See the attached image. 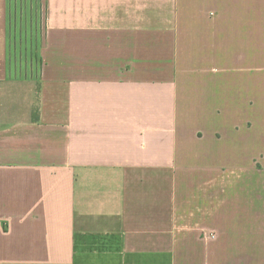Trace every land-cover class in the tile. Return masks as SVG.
Here are the masks:
<instances>
[{"label":"crops","instance_id":"obj_1","mask_svg":"<svg viewBox=\"0 0 264 264\" xmlns=\"http://www.w3.org/2000/svg\"><path fill=\"white\" fill-rule=\"evenodd\" d=\"M0 264H264V0H0Z\"/></svg>","mask_w":264,"mask_h":264},{"label":"rangeland","instance_id":"obj_2","mask_svg":"<svg viewBox=\"0 0 264 264\" xmlns=\"http://www.w3.org/2000/svg\"><path fill=\"white\" fill-rule=\"evenodd\" d=\"M19 34L18 29H16L15 44L13 50L11 51V66L13 68L14 74L20 76L33 75L36 71L38 72L37 63V45L39 40V35L42 33V15L38 12V7H36V16L33 13V6L30 12V18L24 17V7L21 5L19 7ZM27 15V13H26ZM26 18V19H25Z\"/></svg>","mask_w":264,"mask_h":264}]
</instances>
